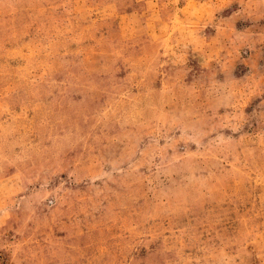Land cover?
<instances>
[{"label":"rangeland","instance_id":"obj_1","mask_svg":"<svg viewBox=\"0 0 264 264\" xmlns=\"http://www.w3.org/2000/svg\"><path fill=\"white\" fill-rule=\"evenodd\" d=\"M0 264H264V0H0Z\"/></svg>","mask_w":264,"mask_h":264}]
</instances>
